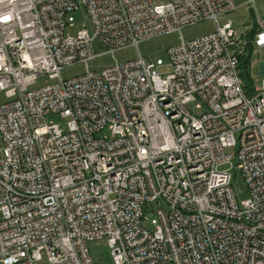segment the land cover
<instances>
[{
    "label": "built area",
    "instance_id": "2783aa9c",
    "mask_svg": "<svg viewBox=\"0 0 264 264\" xmlns=\"http://www.w3.org/2000/svg\"><path fill=\"white\" fill-rule=\"evenodd\" d=\"M256 2L240 33L219 22L236 0H0V264H96L100 239L114 264H264V79L248 94L240 72L264 50ZM81 7L91 30L76 28ZM206 20L213 32L168 48V72L139 52ZM95 41L138 56L91 69Z\"/></svg>",
    "mask_w": 264,
    "mask_h": 264
},
{
    "label": "rangeland",
    "instance_id": "374dc122",
    "mask_svg": "<svg viewBox=\"0 0 264 264\" xmlns=\"http://www.w3.org/2000/svg\"><path fill=\"white\" fill-rule=\"evenodd\" d=\"M236 2L238 3L239 8L235 12L219 17V22L222 25L228 20H234L236 22L235 28L237 31L240 33H246L248 30L254 29L255 27V18L257 17L256 10L254 7L245 5V0H236ZM256 8L259 14L264 16V0H257ZM73 16L75 19L76 28H82L85 25L91 30L87 11L84 7H81L75 11ZM215 29L216 24L214 22L209 20L202 21L195 25L184 27L181 31V34L179 32L163 34L145 40L139 44L138 49L147 60L154 61L157 59H162L164 66L160 68V72H168L170 63L168 48L176 46L180 41L181 35L185 39H194L209 34ZM70 31L74 33L75 28L71 29ZM94 47L98 56L89 62V67L97 71L112 65L116 61L124 62L127 60H132L138 56V50L135 47L118 50L113 55L105 53L107 48L104 45H101L99 41H95ZM244 57L248 59V67L246 68L241 66L240 72L244 81L245 91L250 94L252 92L259 91L262 87L264 74L262 72L261 64L264 63V50L260 48H248L247 52L244 54ZM85 70L86 65L84 63H78L63 69L62 76L66 78H72L76 75L82 74ZM52 82L53 80H51L48 76H43L37 80L36 84L32 86L31 89H36ZM8 100L9 99L4 92L0 93V105L8 102ZM190 107H193V105H190ZM49 119L59 123L63 128L66 127V122L68 121V119L56 114L50 115ZM227 152H231V150L228 149ZM224 168H229L230 172L232 173L233 187L238 199H247L250 196V189L241 168L237 163H233L232 165L227 164L224 166ZM147 214L149 220L155 218L153 212H149ZM147 226L153 227L151 224H148ZM87 245L90 255L96 264H114L110 254L109 246L105 239L89 241Z\"/></svg>",
    "mask_w": 264,
    "mask_h": 264
},
{
    "label": "trees",
    "instance_id": "16d2710c",
    "mask_svg": "<svg viewBox=\"0 0 264 264\" xmlns=\"http://www.w3.org/2000/svg\"><path fill=\"white\" fill-rule=\"evenodd\" d=\"M241 66L246 68L248 67V59H246L244 56L241 57Z\"/></svg>",
    "mask_w": 264,
    "mask_h": 264
}]
</instances>
